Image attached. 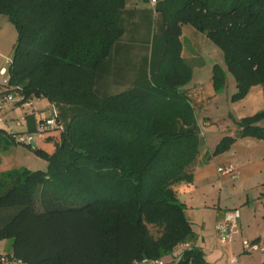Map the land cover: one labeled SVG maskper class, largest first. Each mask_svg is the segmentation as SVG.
Listing matches in <instances>:
<instances>
[{"label":"trees","instance_id":"1","mask_svg":"<svg viewBox=\"0 0 264 264\" xmlns=\"http://www.w3.org/2000/svg\"><path fill=\"white\" fill-rule=\"evenodd\" d=\"M125 0H0L17 32L8 91L56 105L64 130L47 152L26 145L45 170L0 171V240L28 264H135L181 243L175 264H207L173 185L192 181L199 153L193 108L181 87L192 75L182 57L183 25L222 53L212 68L233 100L254 85L264 97V0H157L163 47L154 72L132 88L100 96L97 73L123 35ZM264 109L236 121L240 135L264 138ZM223 137L212 154L232 143ZM16 144L0 127V154ZM1 162V158H0ZM149 225L157 229L153 235Z\"/></svg>","mask_w":264,"mask_h":264},{"label":"crops","instance_id":"2","mask_svg":"<svg viewBox=\"0 0 264 264\" xmlns=\"http://www.w3.org/2000/svg\"><path fill=\"white\" fill-rule=\"evenodd\" d=\"M158 14L149 0H125L120 12L123 35L97 73L95 88L100 96L118 94L148 77V19L151 16L158 18ZM140 27L145 28L144 31ZM184 27L185 25L182 27L183 37ZM164 29L161 17L160 33ZM188 32L193 35L195 31L189 29ZM16 39L15 26L7 16L0 13V70L8 69ZM205 42L202 44L206 45ZM161 44L160 42L158 46L156 64ZM207 47L212 53L207 67L199 56L184 45L181 52L192 69L191 79L181 87V91L186 94L194 111L199 131V153L192 167V181L177 183L173 188L178 200L185 206L186 215L196 235L194 245L203 252L207 264H264L263 253L244 252L241 245L243 239L264 245V138L240 135L242 128L235 123L264 109L263 91L260 85H254L243 98L233 100L237 87L230 73H227L221 90L216 91L212 68L215 64L224 66L223 56L219 49ZM142 66L145 70L140 72ZM49 113V101L40 98L35 111L26 117L25 127L14 130L12 127L15 125H23L15 122V118L21 115V110L16 106H8L0 112L4 116V122L0 126L12 132L33 131L37 120ZM256 125L264 128V119ZM50 134L54 137L57 132ZM226 136L233 138L228 149L212 154ZM43 142L51 143V150L41 146ZM35 147L51 152L54 148L53 140H39ZM18 150L24 156H34L26 147ZM0 158V171L22 165L12 164L9 158H5L7 162L2 166L1 155ZM43 162L47 165L45 160ZM227 164L234 166V176L219 172L218 168ZM233 209L239 210V233L231 243L222 245L214 237V225L224 218L227 211ZM232 258L236 259L234 263L230 262Z\"/></svg>","mask_w":264,"mask_h":264},{"label":"built area","instance_id":"3","mask_svg":"<svg viewBox=\"0 0 264 264\" xmlns=\"http://www.w3.org/2000/svg\"><path fill=\"white\" fill-rule=\"evenodd\" d=\"M155 5L157 0H149ZM11 63V61H10ZM10 75L8 69L0 70V112L8 106L18 107L21 115L15 118L17 125H21L26 121V117L31 115L36 109V103L40 98L24 99L22 95L10 92L8 89ZM50 113L48 116L37 120L33 131L13 132V138L16 144L32 145L34 140H44L53 131L64 130L63 122L59 117V111L55 104L49 102ZM4 122V116L0 115V125ZM1 127V126H0ZM12 133V131H10ZM222 174L235 175V168L231 164H227L218 168ZM239 210L233 209L225 213L224 218L217 221L214 225V237L222 245L229 244L239 233L238 219ZM244 252H261L264 254V245L249 239L241 241ZM192 247L191 243L185 242L177 245L174 250L162 257L155 259L144 258L135 264H175L182 256L183 252ZM236 261L235 258L230 260L231 263ZM0 264H28L20 258L15 257L12 253H0Z\"/></svg>","mask_w":264,"mask_h":264},{"label":"rangeland","instance_id":"4","mask_svg":"<svg viewBox=\"0 0 264 264\" xmlns=\"http://www.w3.org/2000/svg\"><path fill=\"white\" fill-rule=\"evenodd\" d=\"M152 5V3H151ZM153 7L155 5H152ZM159 13V12H158ZM156 14V13H155ZM160 14V13H159ZM158 14V15H159ZM161 14L160 16L157 17H150L148 19V34L149 37L148 38V44H147V48H148V52H147V75L148 77L150 76V74L152 72H154L155 70V64H156V56L158 53V46L159 43L161 42V50L163 47V33H160L159 31V23H160V19H161ZM142 28V27H140ZM145 28H142V31H144ZM189 29H193L194 34H190L188 31ZM184 37H183V45L186 49L190 50L191 52H193V54H196L197 56H199L200 60H203V64L207 67L209 66V55L212 54L210 49H208L207 46L213 47L214 49H218L208 38H206V36H204V34H202L201 32L197 31L196 29H194L191 25H185L184 27ZM143 36V35H142ZM143 38V37H142ZM203 41L206 43V45H203ZM197 60V59H196ZM197 62V61H196ZM145 70L143 68V66L141 67V71ZM21 127H25V123H23L22 126H14L12 127L14 130H18L21 129ZM39 140H34L32 143V146L35 147L38 144ZM44 141V140H42ZM41 144V143H40ZM39 146V145H38ZM41 146H44L45 149L47 150H51L52 145L51 143H42ZM26 147V145L24 144H13L12 146H10L9 148H7L5 151H3L0 155L3 158V162H2V166H4L6 159L5 158H9L10 162L12 164H17V163H21L22 165H20L21 167H26L29 166V169L31 168V170L34 169H40V170H45L47 165L44 161V159L36 156L34 154V156H24L22 154H20V152H18V149H22V148ZM7 162V161H6ZM150 231L153 235H157V229L151 225H149ZM10 251V244L6 241V240H0V253H6Z\"/></svg>","mask_w":264,"mask_h":264}]
</instances>
